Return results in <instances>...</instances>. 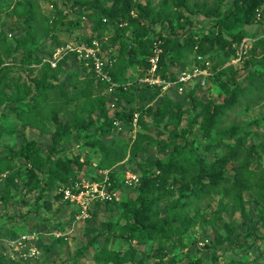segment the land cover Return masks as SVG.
<instances>
[{"label": "trees", "instance_id": "1", "mask_svg": "<svg viewBox=\"0 0 264 264\" xmlns=\"http://www.w3.org/2000/svg\"><path fill=\"white\" fill-rule=\"evenodd\" d=\"M76 4L93 21L95 28V34L79 44L93 45L97 42L100 49L118 46L116 56L105 61L101 55L104 70L117 86L112 87L99 78L93 62L87 66L85 61L81 63L90 71V76L82 81V85H79L81 79L76 71L71 73V81L63 80L60 77L63 66L74 53H67L55 67L40 55L43 49L37 39V8L32 1L19 0L11 14L17 17L12 30L21 26V35L16 38V43L4 35L0 36V114H15L25 128L33 127L41 133L47 132L46 126L50 123L54 131L51 133V147L45 154L39 142L28 138L24 132L21 141L16 143H7L0 137V175L13 170L14 157L24 159L27 180L23 189L37 202L44 199V208L51 210L53 204L49 195L53 189H65L81 182L83 170L90 163L88 157L82 160L80 153L73 155L70 148L63 147V142L72 137L78 145L98 148L101 167L111 169L127 156L131 146L124 139L107 143L105 137L117 129L118 122L133 125L138 115L139 130L131 153L138 154L143 146L155 147L159 156L142 165L135 199L120 203L124 225L112 221L105 225L112 234H103L105 243L99 249L100 257L107 264H142L137 259L138 245L158 241L157 260L153 264H178L176 256L170 257L171 249L165 244L167 241H174L173 247L176 248V242L197 224H217L223 218L224 201L233 202L236 209L246 214V191L256 190L264 201V177L259 181L260 171L255 167V162L262 159V143L250 141L256 124L249 122L233 126L227 134L219 131L213 134L226 110L235 107L244 93L250 90L247 86H253L258 78L264 77V71L251 69L245 86L239 79L237 63H232L245 58L246 66H252L256 63L252 61L254 53L259 48L264 50V37L246 29L257 21L264 8V0H214L194 5L189 0H162L159 6H154L151 0L146 3L140 0H77ZM56 14L67 17L61 10ZM198 15L210 18L212 29L198 30L194 18ZM157 25L161 26L160 31H156ZM166 28L170 29L169 34L165 33ZM54 41L55 50L67 44L57 36ZM15 51H21V56L17 57ZM193 52L196 53V62L183 66L180 75L194 69H206L208 75L200 76L194 87L189 89L187 98L191 106L165 93L164 85L138 81L129 85L124 83L132 66L141 68L139 80L151 75L154 66L151 59L154 57L158 58L155 77L173 82L177 77L173 74L172 63L182 61ZM203 57L206 59L199 61L198 58ZM6 62L27 67L31 72L34 65L39 66V74L30 80L16 77ZM203 80L205 85L208 83L220 90L221 102L212 97L198 96V91L205 86L202 85ZM70 82L74 91L69 89ZM105 87L111 88L117 101L113 112L107 94L97 91ZM162 93V103L153 105ZM61 112L65 113L66 120L61 117ZM189 117V125L184 127L183 123ZM147 118L151 120L150 124ZM151 127L161 136H156ZM92 129H96L92 139L85 140L84 132ZM17 133L16 125L0 123V136ZM197 135H201V139H197ZM22 175V170L9 173L4 180L5 187L9 191L18 189ZM109 175L110 188L116 189L120 185L118 173L112 171ZM174 193L178 196L161 207V203ZM214 193L222 194L220 207L215 212H191V206L197 200ZM55 198L63 199V193ZM113 204L112 200L106 201V209L113 211ZM259 213L261 219L257 223H264V213L262 210ZM256 231L251 232V236ZM115 239L130 242L123 254L111 247ZM96 241L97 237L87 247ZM86 250L83 247L79 253L84 255ZM212 258L216 261L218 256ZM236 262L232 261V264ZM0 264H7L2 257ZM257 264H264V260Z\"/></svg>", "mask_w": 264, "mask_h": 264}, {"label": "rangeland", "instance_id": "2", "mask_svg": "<svg viewBox=\"0 0 264 264\" xmlns=\"http://www.w3.org/2000/svg\"><path fill=\"white\" fill-rule=\"evenodd\" d=\"M18 1L0 0V36L4 35L13 43H16V38L22 33L21 26L12 30L17 23V17L12 15L11 11ZM28 1H32L37 8V39L43 49L40 55H44L48 60H54L55 57V36L67 44L80 45L79 42L85 41L86 37L95 34L93 21L83 14L79 4H76L77 0ZM140 1L146 3L148 0ZM151 1L154 6H159L162 2V0ZM213 1L189 0V3L194 5L202 2L212 3ZM58 10H61L67 17H59L56 14ZM194 18L198 30L204 32L212 29L213 21L210 18L203 15ZM246 29L249 32L259 33L261 37H264V8L258 15L257 21L253 25L247 26ZM160 30L161 26L157 25L156 31ZM164 31L166 34L170 33L169 28ZM83 44L85 43L81 45ZM118 49V46H109L106 49L102 48L100 54L106 61L116 56ZM15 55L20 57L21 51H15ZM206 57L198 59L204 61ZM263 59L264 50L259 48L252 56L253 63L256 62L252 66H246L245 58L232 62L237 63L240 70L239 79L245 86L248 85L246 76L251 69L263 73ZM196 60V53L193 52L188 54L182 61L173 62V74L177 79L171 82V86L164 88L165 93L176 100L183 101L186 106H191L187 98L188 91L194 87L198 79L182 84L178 82L179 75L183 66H191ZM213 60L215 61V59ZM81 61H85L86 65L90 66L89 60L80 58L75 53L70 55L63 66L60 77L69 82L72 79L71 73L76 71L81 79L79 85H82V81L90 76V71L85 69ZM6 64L11 65L10 72L16 77L21 76L30 80L39 74V66L36 65L33 66L34 71L31 72L27 67L19 64L10 62H6ZM141 73V68L137 66L130 67L127 80L124 83L129 85L134 81H138L142 84L141 79L139 80ZM247 87L250 90L244 93L235 107L226 110L220 118L218 128L213 130V134L215 135L217 131L227 134L233 126H243L249 122H254L256 125L253 127L250 141L251 143L254 141L262 143L260 147L262 159L255 162V167L260 171L259 181H262L264 177V77L258 78L253 86L248 85ZM69 89L75 90L71 82ZM97 91L107 94L110 99V109L113 112L117 108V101L111 88L105 87ZM9 93H11V90ZM198 96L205 99L212 97L217 102H221L223 99L220 90L208 83L198 91ZM162 98L163 93L152 104L156 106L162 103ZM61 117L63 120L67 119L65 113L62 112ZM189 120L190 117L185 120L184 127L189 125ZM137 121L138 115H136L133 125L118 122L117 129L111 131L105 137V141L111 143L115 139H124L132 147L139 130ZM147 121L149 124L151 123L149 118H147ZM0 123L3 125H16L18 128L17 134H1L0 137L6 140L7 143L20 142L24 132L28 138L39 142L44 154L51 147V133L54 131V127L50 123L46 126V133H41L40 130L33 127L25 128L18 117L11 113H8L7 116L1 115ZM150 130L156 136H161V133L155 128L151 127ZM95 131L96 129H92L84 132L85 140L92 139ZM197 139H201V135H197ZM62 145L70 148L73 155L80 153L82 160L87 157L90 159V163L83 170L81 185L87 187L85 190L89 191L93 184L98 183L100 187L105 188L109 193L116 194L112 200L114 210L109 211L106 209L105 203L107 200L94 197L90 200L88 213L85 214L82 204L64 198L61 200L55 198L57 194L61 193L62 188L60 187H55L49 195V200L53 204L52 209H45L43 206L44 199L37 202L32 194H26V189H23L27 180L25 175L26 162L20 157H14L12 171H23V175L19 179L20 187L18 189L13 188L10 191L5 187L4 180L12 171L0 175V257L7 264H107L102 260L99 252L100 247L105 243L103 234H112V232L105 229V225L109 221L124 225L125 220L121 217L123 207L120 203L135 199L137 196L135 189L139 183L136 178L140 179L142 165L148 164L159 156L155 147L145 148L143 146L138 154H132L131 147H129L127 156L122 161L111 169H103L100 164L101 153L98 148H90L84 146V144L78 145V141L72 137L66 139ZM2 151L6 152V149L2 148ZM112 171L118 173L120 181V185L116 189L110 188L112 182L109 173ZM177 196V193H174L171 198L161 203V207L166 206ZM244 198L247 202L246 214L236 209L233 202L224 201L225 203L222 204L224 206L223 218L217 224H197L182 239L176 242L178 245L176 248L173 247L174 241H167L165 244L171 249L170 257L176 256L178 264H190L191 262L196 264H232V261H237L236 264L240 262L243 264H257L259 260H264V223H257L258 219H261L259 211L262 210L264 213V201L256 190L244 192ZM84 199L83 197L81 200L84 201ZM221 199V193L207 195L191 206V212L195 213L196 210L201 213L215 212L220 207ZM255 230H257L256 234L251 236V232ZM101 231L102 234H100ZM25 235L28 238H24ZM258 236L262 238L256 239ZM96 237L97 241L87 247L88 243ZM158 243V241H151L146 245H138V261L142 264H153L157 260L155 253L157 252ZM133 244L136 245L137 241H133ZM129 245L130 242L122 239H115L111 242V247L120 250L122 254L129 248ZM83 247L87 250L84 251V255H81L79 251ZM214 255L218 256L216 261H213L212 257ZM110 264L116 263L111 262ZM125 264L131 263L127 262Z\"/></svg>", "mask_w": 264, "mask_h": 264}, {"label": "built area", "instance_id": "3", "mask_svg": "<svg viewBox=\"0 0 264 264\" xmlns=\"http://www.w3.org/2000/svg\"><path fill=\"white\" fill-rule=\"evenodd\" d=\"M69 52L77 54L80 58H85L86 60H89L90 63L93 62L98 77L104 81L109 82L112 87L117 86V84L112 81L111 75L104 70V62L100 54L101 49L97 42H94L93 45H87V44L72 45L71 43H69L58 47L55 51L54 60H49L52 63V66L55 67L58 61L62 59ZM157 59H158L157 57L151 59V62L154 65L150 71L151 75L141 79V81L149 84L164 85V88L166 89L169 86H171V82L164 81L159 77H155L154 74L157 67ZM202 75H208V70L206 69L205 70L194 69L191 71L186 70L179 76L178 82L182 84H186L191 80L198 79ZM205 83H206L205 80H203L202 85H205ZM136 180L138 181L139 178H136ZM85 188L87 187L81 185V182H76L74 185L70 187L61 189V193H63V198L66 200H71L73 202H78L82 204L83 212L85 214L88 213L87 212L88 207L90 204V200H92V198L97 197L108 201V200H113L116 195L109 193L108 191H106L105 188L100 187L98 183L93 184L92 188L89 191H86ZM83 197L85 198L84 201L81 200ZM24 238H28V236L25 235Z\"/></svg>", "mask_w": 264, "mask_h": 264}]
</instances>
